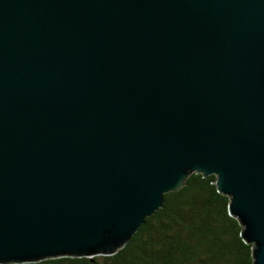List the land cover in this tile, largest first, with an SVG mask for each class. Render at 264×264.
<instances>
[{
    "label": "water",
    "instance_id": "1",
    "mask_svg": "<svg viewBox=\"0 0 264 264\" xmlns=\"http://www.w3.org/2000/svg\"><path fill=\"white\" fill-rule=\"evenodd\" d=\"M191 173L264 264V0H0V264L112 255Z\"/></svg>",
    "mask_w": 264,
    "mask_h": 264
},
{
    "label": "trees",
    "instance_id": "2",
    "mask_svg": "<svg viewBox=\"0 0 264 264\" xmlns=\"http://www.w3.org/2000/svg\"><path fill=\"white\" fill-rule=\"evenodd\" d=\"M213 179L189 174L180 189L163 194L161 207L112 255L21 264H252L250 244L240 237L228 197L210 183Z\"/></svg>",
    "mask_w": 264,
    "mask_h": 264
}]
</instances>
